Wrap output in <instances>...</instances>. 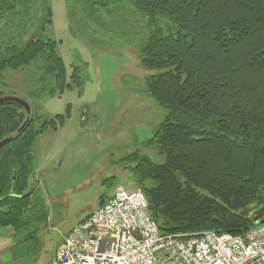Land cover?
Masks as SVG:
<instances>
[{
  "label": "trees",
  "instance_id": "16d2710c",
  "mask_svg": "<svg viewBox=\"0 0 264 264\" xmlns=\"http://www.w3.org/2000/svg\"><path fill=\"white\" fill-rule=\"evenodd\" d=\"M66 1L71 33L136 57L143 75H123L124 83L163 110L153 135L118 161L144 191L160 231L242 236L264 224V0ZM49 2L0 0V29L31 21L10 40L1 33L0 76L37 66L49 92L56 85L63 93L80 85L82 67L67 82L59 42L46 35ZM82 13L113 38L96 37ZM29 104L30 115L17 103L0 104V141L13 137L0 150V231L15 237L47 218L31 181L34 147L70 115L46 118Z\"/></svg>",
  "mask_w": 264,
  "mask_h": 264
},
{
  "label": "rangeland",
  "instance_id": "374dc122",
  "mask_svg": "<svg viewBox=\"0 0 264 264\" xmlns=\"http://www.w3.org/2000/svg\"><path fill=\"white\" fill-rule=\"evenodd\" d=\"M49 4L52 23L47 25L46 35L59 42L57 51L65 63L67 82L76 66L82 67V82L63 93L55 85L50 93L48 82L39 81L42 74L37 66L7 69L0 76L2 95L23 98L36 107L38 115L54 118L66 114L67 109L70 113L62 126L41 134L34 147L36 173L31 181L38 183L47 218L23 230L21 237H15L10 228L1 230L0 264H51L65 236L108 202L118 187L140 188L118 161L141 147L163 118V110L152 98L124 83L123 75H143L136 57L94 45L89 36L83 40L74 36L67 1L50 0ZM80 15L96 37L113 38L93 26L84 13ZM30 24L29 18L16 21L12 24L15 28L5 24L0 39L1 33L7 32L10 40ZM75 25L83 29L82 23ZM42 88L46 91L39 93Z\"/></svg>",
  "mask_w": 264,
  "mask_h": 264
},
{
  "label": "built area",
  "instance_id": "2783aa9c",
  "mask_svg": "<svg viewBox=\"0 0 264 264\" xmlns=\"http://www.w3.org/2000/svg\"><path fill=\"white\" fill-rule=\"evenodd\" d=\"M141 188L120 186L75 225L51 264H264V224L245 235L163 234Z\"/></svg>",
  "mask_w": 264,
  "mask_h": 264
},
{
  "label": "water",
  "instance_id": "95a60500",
  "mask_svg": "<svg viewBox=\"0 0 264 264\" xmlns=\"http://www.w3.org/2000/svg\"><path fill=\"white\" fill-rule=\"evenodd\" d=\"M8 102H13V103H17L19 105H21L22 107L25 108L26 112L30 115L31 114V106L29 104L28 101L24 100L23 98H20L18 96L15 95H6V96H1L0 97V104L3 103H8ZM25 126V125H24ZM23 126V127H24ZM23 128H21L22 130ZM13 139V137H7L3 140L0 141V150L6 146L11 140Z\"/></svg>",
  "mask_w": 264,
  "mask_h": 264
},
{
  "label": "flooded vegetation",
  "instance_id": "af4514ba",
  "mask_svg": "<svg viewBox=\"0 0 264 264\" xmlns=\"http://www.w3.org/2000/svg\"><path fill=\"white\" fill-rule=\"evenodd\" d=\"M31 113H32V109H31Z\"/></svg>",
  "mask_w": 264,
  "mask_h": 264
}]
</instances>
